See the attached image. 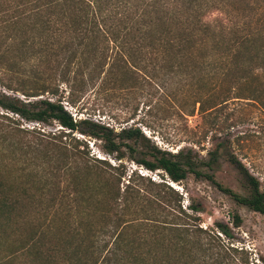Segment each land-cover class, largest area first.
<instances>
[{
    "label": "trees",
    "instance_id": "16d2710c",
    "mask_svg": "<svg viewBox=\"0 0 264 264\" xmlns=\"http://www.w3.org/2000/svg\"><path fill=\"white\" fill-rule=\"evenodd\" d=\"M98 84L137 88L148 112L160 94L204 134L171 152L136 124L74 118L61 86L76 107L74 88ZM0 87L27 98L0 90V264H248L198 223L200 208L187 212L171 186L125 162L174 183L207 180L264 216L260 178L239 156L246 137L234 134L252 111L264 123V0H0ZM11 114L58 129L35 136ZM223 162L245 195L217 180Z\"/></svg>",
    "mask_w": 264,
    "mask_h": 264
},
{
    "label": "rangeland",
    "instance_id": "374dc122",
    "mask_svg": "<svg viewBox=\"0 0 264 264\" xmlns=\"http://www.w3.org/2000/svg\"><path fill=\"white\" fill-rule=\"evenodd\" d=\"M0 90L6 91L1 87ZM68 91L67 86H61L59 97L74 118H92L117 129L127 124H136L155 145L163 150L176 152L180 147L192 146V142L197 141L204 134L199 116L184 118L167 112L168 101L160 94L151 98L154 110L148 112L149 107L144 104L149 99L145 100L144 93L137 88L120 91L113 87L104 88L99 84L93 87L74 88L75 93L72 99L77 102L76 107H72L68 104V100L63 99L68 95ZM6 92L17 95L23 100L27 99L21 94ZM137 107V114L134 119H131ZM251 113L254 118L239 125L234 129V134L245 135V145L250 148L249 157L244 159L242 155L239 156L251 172L260 178L261 187L264 190V123L256 110ZM11 117L16 127L30 131L34 129L35 136H39L38 133H48L58 129L56 125L47 127L30 123L13 114ZM127 121L129 122L126 123ZM211 136L210 134L204 142V147L196 148L197 151L202 152L203 156L207 155V151L214 144L210 139ZM89 142V150L94 157L107 158L112 165L117 163L112 157L100 151L98 143L93 140ZM125 167L129 173L137 171L139 175L146 176L155 184L171 186L177 192L184 210L191 214H193L190 211L191 207L202 210L194 214L198 223L204 228L210 227L226 244L237 248L241 252L239 257L248 264H264V216L239 205L231 196L221 192L207 180L196 179L190 175L183 182L174 183L162 171L151 172L128 161L125 162ZM215 173L217 180L224 186L239 194H246L238 172L227 162H223L221 169ZM219 226L226 228L227 236H221Z\"/></svg>",
    "mask_w": 264,
    "mask_h": 264
}]
</instances>
